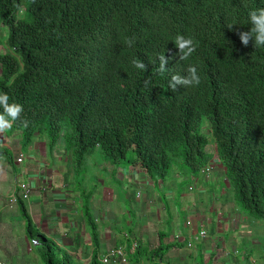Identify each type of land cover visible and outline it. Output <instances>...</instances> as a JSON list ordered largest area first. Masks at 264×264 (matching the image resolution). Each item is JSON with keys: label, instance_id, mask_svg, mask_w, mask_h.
I'll return each instance as SVG.
<instances>
[{"label": "trees", "instance_id": "obj_1", "mask_svg": "<svg viewBox=\"0 0 264 264\" xmlns=\"http://www.w3.org/2000/svg\"><path fill=\"white\" fill-rule=\"evenodd\" d=\"M258 8L264 0H0L9 49L0 54V94L23 108L11 128L21 132L24 150L36 135L47 137L50 151L62 137L78 174L96 149L111 164L128 161L161 179L178 161L179 170L196 175L216 156L237 205L264 232V46L250 40L245 47L238 36L250 31L248 13ZM177 35L196 42L188 60L179 58ZM160 55L168 60L163 73ZM190 65L200 84L172 90L171 77L186 76ZM1 153L12 162L11 153ZM19 206L44 262L69 264L37 240L25 204ZM87 224L96 250L91 264H100L91 216ZM160 251L139 249L137 258L161 264Z\"/></svg>", "mask_w": 264, "mask_h": 264}, {"label": "crops", "instance_id": "obj_2", "mask_svg": "<svg viewBox=\"0 0 264 264\" xmlns=\"http://www.w3.org/2000/svg\"><path fill=\"white\" fill-rule=\"evenodd\" d=\"M64 143L61 137L50 151L47 137L39 134L24 150L20 131L0 133V148L13 155L11 162L7 153L0 154V208L6 211L5 194L10 199L18 183L29 182L33 193L25 206L37 239L53 246L64 262L91 264L96 250L87 220L93 216L99 261L122 247L127 264H153L147 257L137 258L139 249L154 255L161 250V264H264V252L258 255L264 251L263 228L237 205L218 157H211L209 173L175 169L161 179L128 161L111 164L101 154L100 170L81 177L85 167L76 173ZM18 208L19 215L14 211L5 227L23 220ZM135 241L140 247L132 253Z\"/></svg>", "mask_w": 264, "mask_h": 264}, {"label": "clouds", "instance_id": "obj_3", "mask_svg": "<svg viewBox=\"0 0 264 264\" xmlns=\"http://www.w3.org/2000/svg\"><path fill=\"white\" fill-rule=\"evenodd\" d=\"M248 19H249V22L251 24L250 31L239 32L238 36H239L240 41L242 42V44L245 47L248 46L250 40H252V41L254 40V47L264 46V8H258V9L249 11ZM125 43L127 44L128 47H132V45L135 43V38L130 37V38L126 39ZM174 43H175V47L178 49V51L180 53L179 58L181 60H188L196 50V42H194V40L192 38H185L183 35H177L175 37ZM158 59L160 62L158 71L160 73H163L166 71V64L168 63V60L165 58V55H160L158 57ZM132 63H133L135 68L146 71V65L142 61L133 60ZM1 71H2V69H1ZM0 75H1V73H0ZM150 83H151L150 80H145L144 81L145 87H147ZM199 84H200V76L197 72V67L190 65L187 68V75L186 76L182 77L180 75H173L171 77V80L169 82V87L172 90L176 91L177 85H181L183 87H191V86L199 85ZM8 101H9V96L6 93L0 94V107L3 108V112L0 113V133H4L5 131L11 129L12 123L14 121H16L17 119H19L20 113L23 111V108L21 105L16 104V103L9 104ZM21 123H22L23 127H27L29 122L27 120H23ZM96 150H98V149H96ZM214 152H215V147H214ZM214 157H216V156H214ZM20 158H22V161H23L24 155H21ZM19 163H21V162H19ZM211 170H212V168L209 165H206V167L203 168L201 171H202V173H209ZM16 189H17V187L15 188L14 192L16 191ZM13 193H12V195H13ZM32 193H33V189H32ZM11 196H10V198H11ZM31 196H32V194H31ZM8 200L10 201V203H12L10 199H8ZM29 200L23 201V200L19 199L17 202L12 203V204L19 205L20 202H23L26 205V203H28ZM91 218L93 219V216H91ZM93 221L95 222V224L97 226L96 219L95 220L93 219ZM200 235H201V233H200ZM198 239H200V238L196 237V240H198ZM30 242H31V244H33L32 241H30ZM135 243L138 244V242L137 241L133 242L132 247H131L132 253H135L140 247V244H138V246L134 249L133 246ZM192 245H193L192 243H189L190 247ZM119 248H122V247H119ZM119 248H113L110 251L115 250V249H119ZM122 249L124 250L125 256L127 258V262H125V263H123V262L122 263H115V262L113 263L112 262L109 264H127L128 263V257H127V254L125 252V249L124 248H122ZM110 251H108L106 254L101 256L100 261L102 264H108L107 258H104V257L107 256ZM0 263H3V262L0 261Z\"/></svg>", "mask_w": 264, "mask_h": 264}, {"label": "rangeland", "instance_id": "obj_4", "mask_svg": "<svg viewBox=\"0 0 264 264\" xmlns=\"http://www.w3.org/2000/svg\"><path fill=\"white\" fill-rule=\"evenodd\" d=\"M0 54L8 53L9 49L6 45L8 30L4 27H0ZM8 49V50H7ZM1 73V72H0ZM209 123H204V134H207L210 139V145L207 150L210 154H214V138L212 137L210 130L208 129ZM97 155V156H96ZM101 152L94 153L87 156V159L84 163L85 169L81 172V177L86 176V172L91 171H99L100 170V162L99 156ZM131 156V154H130ZM180 162H176L175 167L179 169ZM5 194L4 197V207L6 211L1 210L0 208V216H1V226H0V261L4 264H46L43 258L40 256L37 250V246L35 244H31V242L26 240V224L24 219L18 223H14L12 227H5L6 223H9V217L13 216L14 211H16L17 215H19L18 205H10L8 204V198ZM264 223V221H263ZM260 228V225H259ZM258 234H262L260 229H258ZM264 251H258V255H262ZM58 255H60L57 252Z\"/></svg>", "mask_w": 264, "mask_h": 264}, {"label": "built area", "instance_id": "obj_5", "mask_svg": "<svg viewBox=\"0 0 264 264\" xmlns=\"http://www.w3.org/2000/svg\"><path fill=\"white\" fill-rule=\"evenodd\" d=\"M19 162H22V158L18 160ZM32 194V186L29 182H20L18 183L16 191L11 196L10 200L12 203L17 202L19 199L21 200H29ZM204 233H201L203 235ZM138 246L137 243L134 244L133 248L135 249ZM104 258H107L108 264L109 263H125L127 262V258L125 256L124 250L122 248L112 250L108 253L107 256ZM4 264V263H0Z\"/></svg>", "mask_w": 264, "mask_h": 264}]
</instances>
